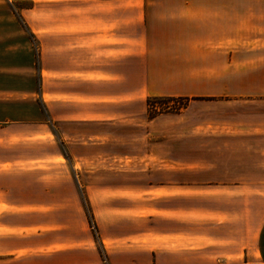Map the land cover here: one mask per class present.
<instances>
[{
	"label": "crops",
	"instance_id": "obj_1",
	"mask_svg": "<svg viewBox=\"0 0 264 264\" xmlns=\"http://www.w3.org/2000/svg\"><path fill=\"white\" fill-rule=\"evenodd\" d=\"M27 1L43 8L41 107L75 154L63 161L74 180L35 187L26 166L18 171L2 160L13 126L0 125V260L66 264L71 255L98 260L103 249L125 264H264V83L226 79L227 69L241 70L242 54L241 43L231 49L235 35L227 37L226 1ZM151 99L188 105L148 119ZM192 107L202 109L196 126ZM119 134L120 147L113 143ZM104 144L128 153L121 175L87 154ZM82 181L92 207L104 205L112 232L81 240L96 250L90 253L74 252L65 239L68 227L92 224ZM35 192L63 197L39 202ZM55 208L63 220L51 227Z\"/></svg>",
	"mask_w": 264,
	"mask_h": 264
},
{
	"label": "rangeland",
	"instance_id": "obj_2",
	"mask_svg": "<svg viewBox=\"0 0 264 264\" xmlns=\"http://www.w3.org/2000/svg\"><path fill=\"white\" fill-rule=\"evenodd\" d=\"M225 1L227 5L225 20L227 37L231 39H233L234 35L236 37L235 41H229L231 49L234 47V42H236V45L241 43L240 49L242 51L240 59L241 70L227 69L226 79L239 78L245 80L246 83H250L251 81L253 85L264 83V0ZM23 9H32V12H23L21 11ZM42 11L41 4L33 7V4L27 0H0V125L13 126L10 131L12 136L10 137L11 148L3 149L1 158L3 161L13 160L18 163V171L25 169L24 166H26L27 171L30 173L27 177L34 182L35 187H40L42 182L44 185L49 183L50 187H52L54 182L73 178L65 170L66 166L63 161L73 160L75 154L65 148V140L63 136L58 134L59 130H57V127H53L51 124L45 122L44 112L41 107ZM45 11L48 13L49 8L46 7ZM211 76H214V74H211ZM200 85L195 84L194 88L201 91ZM234 88H227V92L234 90ZM182 101H186L185 106L188 105L187 100L182 99ZM182 104L184 102L178 101V99H173V101L163 99L159 102L151 103V106H147V118L151 119L149 117H155L159 114L179 113L185 109V107L182 108ZM190 104L192 106H201V104ZM201 115L202 109L200 107H192L190 108L188 119L191 117L190 122H193L196 126L201 122ZM119 132L121 131L119 130ZM132 132H138V129H131L130 133ZM114 139V145L120 147L122 144L121 135L115 136ZM111 149V145L107 148V144H104L96 151L88 152L87 154L98 160H102L103 164L110 162L108 166H113L111 168L113 171H111L114 174L121 175L124 173L122 162L129 159L126 155L128 153L120 148ZM130 156L139 157V153L131 151ZM47 160L49 163H47ZM102 171V174L100 171H97V173L100 176H104L105 172H109L110 170L104 169ZM117 175L116 177H119ZM118 184L121 183H115V186H119ZM86 185L88 183L82 181V188L80 186L79 188L84 192L86 197L84 205H87L92 216V224L90 226L85 225L87 231L79 225L77 228L74 227V229L73 227H68L65 239L73 241L71 246L68 245L67 247L74 252L82 250L90 253V251L95 252L96 250H94L93 246L91 249L86 244L87 242H81V240L86 239L89 233L95 234L96 232L101 241V236L105 239L112 232H108L110 227L108 221H110V218L105 215L106 210L104 205H102L101 201L96 200L94 201V207H92L90 199H87L85 194ZM57 190L61 189L58 188ZM77 196L78 194H74L75 200H71L72 203L70 204L72 208L71 214L76 216L82 213L78 204L80 200ZM37 197L39 199L36 198L35 192V201L41 202L43 200L45 202L56 203L57 200H54L57 198L61 199L63 195L47 198L44 194L42 196L38 193ZM93 208L103 231H100L97 228L95 220L93 221ZM55 209H57L55 212L56 216L50 221L52 223L51 227L57 226L63 220V218L59 219V216L63 217L64 215L60 208ZM71 214H66L68 222L71 221ZM113 222L119 223L120 220L116 218ZM70 224H73V222L71 221ZM120 229L119 227V238L117 240L121 242L120 236L122 233H120ZM97 230L99 233H97ZM77 239L80 240L76 241ZM79 245H83L82 248H79ZM104 251L103 249L99 250V252L97 251L98 260L93 257H83L87 263L82 258L75 260L73 255L66 257L65 261L66 264H125L121 262V258H115L118 261L114 262L112 257H109ZM0 264L11 263H9L8 259H1Z\"/></svg>",
	"mask_w": 264,
	"mask_h": 264
},
{
	"label": "trees",
	"instance_id": "obj_3",
	"mask_svg": "<svg viewBox=\"0 0 264 264\" xmlns=\"http://www.w3.org/2000/svg\"><path fill=\"white\" fill-rule=\"evenodd\" d=\"M160 100H163V99H151V100H148L147 101V106H151V103H155L157 101L159 102ZM166 100L173 101V99H166ZM175 101H177V100H175ZM178 101L184 102V104H182V108H184L186 101H182L181 99L180 100L178 99ZM149 118H153V116H151ZM85 211H86L87 218L89 219V222L91 223L92 222V216H91V214L89 212V209H88L87 205H85Z\"/></svg>",
	"mask_w": 264,
	"mask_h": 264
}]
</instances>
